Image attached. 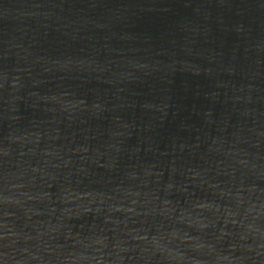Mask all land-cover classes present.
<instances>
[{
	"label": "water",
	"instance_id": "1",
	"mask_svg": "<svg viewBox=\"0 0 264 264\" xmlns=\"http://www.w3.org/2000/svg\"><path fill=\"white\" fill-rule=\"evenodd\" d=\"M0 264H264V0H0Z\"/></svg>",
	"mask_w": 264,
	"mask_h": 264
}]
</instances>
